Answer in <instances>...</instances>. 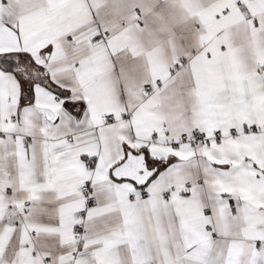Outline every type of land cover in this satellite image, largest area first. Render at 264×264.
<instances>
[{"label": "snow or ice", "instance_id": "snow-or-ice-1", "mask_svg": "<svg viewBox=\"0 0 264 264\" xmlns=\"http://www.w3.org/2000/svg\"><path fill=\"white\" fill-rule=\"evenodd\" d=\"M0 264H264V0H0Z\"/></svg>", "mask_w": 264, "mask_h": 264}]
</instances>
